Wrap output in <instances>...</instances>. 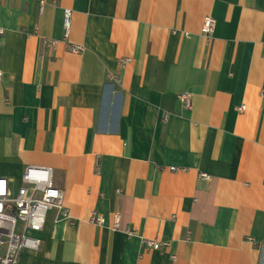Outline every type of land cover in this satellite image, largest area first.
Listing matches in <instances>:
<instances>
[{
    "label": "crops",
    "instance_id": "obj_1",
    "mask_svg": "<svg viewBox=\"0 0 264 264\" xmlns=\"http://www.w3.org/2000/svg\"><path fill=\"white\" fill-rule=\"evenodd\" d=\"M45 1L0 0V176L69 215L14 264H264V0Z\"/></svg>",
    "mask_w": 264,
    "mask_h": 264
},
{
    "label": "built area",
    "instance_id": "obj_2",
    "mask_svg": "<svg viewBox=\"0 0 264 264\" xmlns=\"http://www.w3.org/2000/svg\"><path fill=\"white\" fill-rule=\"evenodd\" d=\"M45 0H40V11H43ZM71 9L64 11V38L67 39L71 30ZM216 27V18L212 15L204 17L202 33L211 37ZM51 45H56V40H48ZM82 47L73 46L78 52ZM3 72L0 70V79ZM179 99L186 108L192 106V96L188 92H180ZM238 111L246 109L245 104L237 106ZM177 170L176 166H171ZM202 179H210L207 172H201ZM22 185L13 194L10 180L6 176H0V264H14L22 248L38 250L42 240L31 234L44 229L46 216L50 209L57 208L59 214L68 217L69 210L64 203V190L54 183L53 170L50 167L27 166L22 178ZM121 214L114 212L112 215L113 228L119 229ZM91 221L97 225H104L106 217L94 212ZM129 235L136 234V230L127 228ZM148 246L160 250L168 245V242L159 240H146ZM175 257V255H173Z\"/></svg>",
    "mask_w": 264,
    "mask_h": 264
}]
</instances>
